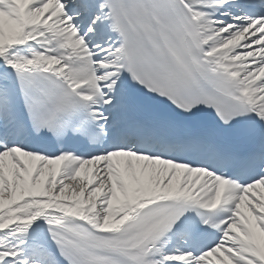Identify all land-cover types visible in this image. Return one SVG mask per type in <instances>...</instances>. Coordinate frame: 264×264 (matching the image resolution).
Segmentation results:
<instances>
[{
    "label": "snow or ice",
    "instance_id": "1",
    "mask_svg": "<svg viewBox=\"0 0 264 264\" xmlns=\"http://www.w3.org/2000/svg\"><path fill=\"white\" fill-rule=\"evenodd\" d=\"M0 264H264V0H0Z\"/></svg>",
    "mask_w": 264,
    "mask_h": 264
}]
</instances>
